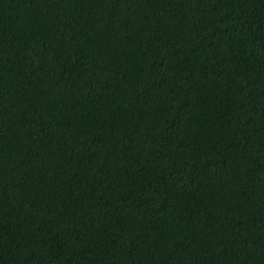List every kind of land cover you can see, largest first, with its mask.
I'll return each mask as SVG.
<instances>
[{
    "label": "trees",
    "instance_id": "trees-1",
    "mask_svg": "<svg viewBox=\"0 0 264 264\" xmlns=\"http://www.w3.org/2000/svg\"><path fill=\"white\" fill-rule=\"evenodd\" d=\"M0 264H264V0H0Z\"/></svg>",
    "mask_w": 264,
    "mask_h": 264
}]
</instances>
